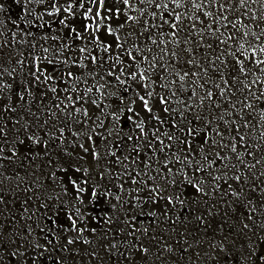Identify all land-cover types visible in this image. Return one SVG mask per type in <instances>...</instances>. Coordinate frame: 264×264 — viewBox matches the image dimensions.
Wrapping results in <instances>:
<instances>
[{"label":"snow or ice","instance_id":"1","mask_svg":"<svg viewBox=\"0 0 264 264\" xmlns=\"http://www.w3.org/2000/svg\"><path fill=\"white\" fill-rule=\"evenodd\" d=\"M12 3L0 177L27 196L16 228L0 187V264H147L153 247L157 260L175 251L160 224L207 233L217 216L216 231L234 223L207 242L212 264H264V142L251 139L264 128V0ZM41 155L44 182L36 169L23 184L18 168L6 175ZM101 197L109 210L90 216Z\"/></svg>","mask_w":264,"mask_h":264},{"label":"rangeland","instance_id":"2","mask_svg":"<svg viewBox=\"0 0 264 264\" xmlns=\"http://www.w3.org/2000/svg\"><path fill=\"white\" fill-rule=\"evenodd\" d=\"M3 2V1H2ZM5 4V3H4ZM2 15H0V19H2ZM4 19V18H3ZM51 43V41H49ZM261 130H264V128L258 127L254 130V134L251 136V139L255 141L256 143H262L264 142V138H261L259 133ZM54 151V149H53ZM41 159H43V156L36 160L35 164L32 165H25L24 167H19L20 161L17 160L16 165L10 166L8 172L6 175L11 174L12 171L19 169L21 181L20 183L23 184L25 180H31L32 177L26 176L25 173H31L33 169H36V174L41 175L40 170L37 168V166L40 164ZM49 169L47 167H44L43 169V175H41V181L44 182L45 177L47 176V172ZM60 175H63L62 173ZM0 179H4L3 177H0ZM17 183V180L15 177L12 180L4 179V184L0 187H2V190L8 197V206L11 209V212L7 214L5 220L7 222L8 219H11L12 216L17 217L15 221H13V227L16 228H23L24 226V220L20 219V203L26 198L27 194L24 193L21 189L15 188ZM58 183V182H53ZM113 183H117L116 181H113ZM15 189V190H13ZM43 191V190H42ZM112 194L117 195L116 188H112ZM124 197L122 196V199ZM35 201H33L34 203ZM114 202V201H113ZM96 207L98 209L96 210ZM109 210V202L107 201V198L102 197L97 200V204H93L89 207V215L94 217H103L104 214ZM218 211V210H214ZM211 219V218H210ZM220 220V217L217 216L215 220H211V224L208 227L207 233L204 232L203 226L198 225L196 222L192 223H180L176 226L175 232L165 223L160 224L156 232L162 237V243L161 248L163 247V242H167L168 244H171L175 251L172 253L162 252L161 255L163 257L162 260L156 259V248H151L150 253L147 258V264H212V259L210 256H206L204 253L208 252L210 253L211 250L208 248L207 242L209 240H213L214 237L218 238L220 236L225 235L228 233L229 228L232 227L233 221H229L228 224L221 230L216 231L217 229V223ZM101 227V226H99ZM98 227V228H99ZM200 228V231H197V228ZM239 223L235 222V228L236 231L232 232V238L236 239L237 243L235 245V248L238 250L241 247V244L243 243V237H240L237 235L239 230ZM164 229H167V231H164ZM185 229H187V232L185 233ZM181 233H185L184 236H181ZM176 241H179L180 243H176ZM180 244H184L185 247L188 248L187 252H182L180 248ZM196 253H200V255H196ZM103 255V252L100 253ZM66 264H72L71 260H67ZM77 264H100V261L98 259H80L77 258ZM141 264H144V262H141Z\"/></svg>","mask_w":264,"mask_h":264},{"label":"bare ground","instance_id":"3","mask_svg":"<svg viewBox=\"0 0 264 264\" xmlns=\"http://www.w3.org/2000/svg\"><path fill=\"white\" fill-rule=\"evenodd\" d=\"M3 3H5V14L2 15L3 18H14L17 14H18V7L15 6L12 3V0H2ZM2 18V19H3ZM8 27L10 28L11 25L9 24ZM102 199V197L100 198V200ZM93 204H97V200L93 202ZM98 209V207H96V210ZM100 225H97V227H99ZM48 264H51V262H48Z\"/></svg>","mask_w":264,"mask_h":264}]
</instances>
